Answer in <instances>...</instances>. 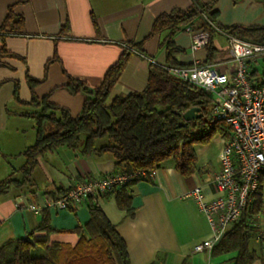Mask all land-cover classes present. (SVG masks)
<instances>
[{
  "label": "crops",
  "instance_id": "1",
  "mask_svg": "<svg viewBox=\"0 0 264 264\" xmlns=\"http://www.w3.org/2000/svg\"><path fill=\"white\" fill-rule=\"evenodd\" d=\"M197 1H214L212 8L217 11L216 23L220 27H264V0ZM192 2L0 0V48L5 50L0 56V159L3 174H7L0 181L21 178L18 169L25 160L23 151L35 138V121L26 115L29 112L16 110L19 104H26L32 97L46 98L77 116L85 95L71 94L64 88L68 77L85 82L89 88L98 87L124 46L131 43H141L142 53L129 57L106 104L116 96L143 90L149 65L165 62V49L160 43L166 31L151 34L154 20L174 9L185 10ZM9 14L21 20L17 33L1 32ZM172 39L182 49L177 55L181 65H189L193 59L206 60L205 48L190 49L185 28ZM213 44L218 45L214 38ZM28 78L37 81L33 88ZM25 125L29 130L26 134ZM224 142V137L215 134L208 142L195 144V166L188 175L176 168L173 159L163 160L151 178L130 186V213L118 206L112 192L87 196L74 210L50 206L49 201L59 191L84 178L119 173L121 168L116 167L109 153L82 155L78 149L67 147L46 152L37 160L30 186H11L0 193V248L9 240L35 234L44 211L56 230L50 240L74 245L78 240L74 230L83 229L87 223V202L91 199L123 239L130 264H233L237 251H215L232 225L210 250L193 252L195 244L210 238L211 230L191 194L198 190L206 198L213 196L212 179L221 168L219 154ZM247 225L254 234L248 222ZM252 238L256 239L254 235ZM256 242V249L249 242V247L260 253L251 264H264V249L260 241Z\"/></svg>",
  "mask_w": 264,
  "mask_h": 264
},
{
  "label": "trees",
  "instance_id": "2",
  "mask_svg": "<svg viewBox=\"0 0 264 264\" xmlns=\"http://www.w3.org/2000/svg\"><path fill=\"white\" fill-rule=\"evenodd\" d=\"M213 5L214 1L203 3L193 0L185 10L174 9L156 17L151 34L166 31L160 43L165 49V62L163 65H149L147 83L143 90L116 96L106 104L129 57L142 53L141 43H131L124 46L98 87L89 88L85 82L68 77L64 88L71 94L85 95L77 116H71L67 109L48 102L46 98L32 97L27 103L39 107V110L26 115L35 121V138L23 151L25 160L18 169L21 178L9 177L0 181V193H4L11 185L17 188L30 186L31 174L38 158L59 147L78 149L82 155L109 153L121 172H148L158 167L163 160L173 159L176 168L183 175L190 174L195 166L194 145L208 142L215 134L227 140L230 129L224 123L209 117L213 99L210 94L170 72L171 68L183 66L177 61V55L182 49L174 43V34L186 27L207 31L209 42L205 46V62L208 63L219 56V50L213 44L214 36L219 33L209 22L230 35L264 43L262 26H218L217 11L213 10ZM20 24L19 18L9 14L1 32L17 33ZM4 51L1 47L0 56ZM36 82L28 78L30 88ZM191 107L199 108L201 115L184 124L181 114ZM138 180L140 178H134L107 192L114 193L118 206L129 213V188ZM63 193L64 190L59 191L54 199ZM259 195L260 192L256 194L254 210L244 212L215 249L220 252L237 251L233 264H251L259 257L260 253L249 247L254 234L247 225L249 213L258 209ZM87 209L89 219L83 229L74 230L78 235L74 245L50 240L56 230L44 211L35 234L9 240L0 248V264H130L123 239L100 207L89 199Z\"/></svg>",
  "mask_w": 264,
  "mask_h": 264
},
{
  "label": "built area",
  "instance_id": "3",
  "mask_svg": "<svg viewBox=\"0 0 264 264\" xmlns=\"http://www.w3.org/2000/svg\"><path fill=\"white\" fill-rule=\"evenodd\" d=\"M209 23L227 40V57L210 63L193 59L189 65L169 69L175 77L210 94L209 117L230 129L219 154L221 168L212 179L213 196L206 198L198 190L191 194L211 230L210 238L195 244L193 252L210 250L244 212L254 210L258 192V209L249 213L247 222L264 249V43L238 38ZM185 30L192 51L205 48L207 31ZM152 173L140 170L84 178L50 200L49 205L74 210L87 196L97 197L134 178H151Z\"/></svg>",
  "mask_w": 264,
  "mask_h": 264
},
{
  "label": "rangeland",
  "instance_id": "4",
  "mask_svg": "<svg viewBox=\"0 0 264 264\" xmlns=\"http://www.w3.org/2000/svg\"><path fill=\"white\" fill-rule=\"evenodd\" d=\"M214 39L217 40L218 42V49L220 50L219 52V58H226L227 57V46H228V43H227V40L223 37V36H220V35H216L214 37ZM10 109H13V108H10ZM16 110L17 111H21V112H35V111H38L39 110V107L37 106H32V105H29V104H19L17 107H16ZM31 121H33L32 119H30ZM23 129L25 130L24 133L26 134L29 130H28V126L25 125L23 126ZM22 133V132H21ZM81 140H83V136H81ZM13 165L16 164V162H12ZM3 162H2V159H0V179H3L4 177H6L5 175L7 174H3ZM10 171H8L9 173ZM19 174L17 173L16 176H18ZM12 186V185H11ZM10 186V187H11ZM3 189H5L4 185L2 186ZM14 186H12L13 188ZM9 188V187H8ZM250 247L251 248H257V242H256V239L255 238H251V241H250Z\"/></svg>",
  "mask_w": 264,
  "mask_h": 264
},
{
  "label": "water",
  "instance_id": "5",
  "mask_svg": "<svg viewBox=\"0 0 264 264\" xmlns=\"http://www.w3.org/2000/svg\"><path fill=\"white\" fill-rule=\"evenodd\" d=\"M199 108L191 107L181 114L182 121L187 123L188 121L200 117ZM180 125V124H179Z\"/></svg>",
  "mask_w": 264,
  "mask_h": 264
}]
</instances>
